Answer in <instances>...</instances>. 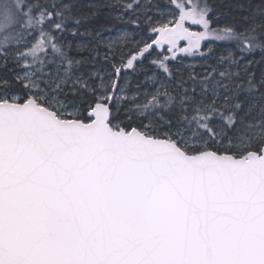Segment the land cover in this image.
<instances>
[{
	"label": "snow or ice",
	"instance_id": "obj_1",
	"mask_svg": "<svg viewBox=\"0 0 264 264\" xmlns=\"http://www.w3.org/2000/svg\"><path fill=\"white\" fill-rule=\"evenodd\" d=\"M0 264H264V0H0Z\"/></svg>",
	"mask_w": 264,
	"mask_h": 264
},
{
	"label": "trees",
	"instance_id": "obj_2",
	"mask_svg": "<svg viewBox=\"0 0 264 264\" xmlns=\"http://www.w3.org/2000/svg\"><path fill=\"white\" fill-rule=\"evenodd\" d=\"M210 3H220L221 0H209ZM224 3H229V2H233V0H223ZM224 21V20H223Z\"/></svg>",
	"mask_w": 264,
	"mask_h": 264
},
{
	"label": "rangeland",
	"instance_id": "obj_3",
	"mask_svg": "<svg viewBox=\"0 0 264 264\" xmlns=\"http://www.w3.org/2000/svg\"><path fill=\"white\" fill-rule=\"evenodd\" d=\"M210 3V2H209ZM221 23H224V21L223 20H221ZM215 26V25H214Z\"/></svg>",
	"mask_w": 264,
	"mask_h": 264
}]
</instances>
